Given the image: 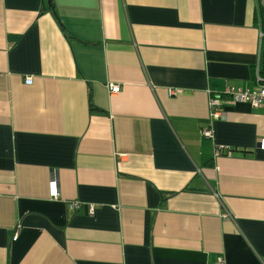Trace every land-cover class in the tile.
<instances>
[{
    "label": "crops",
    "instance_id": "1",
    "mask_svg": "<svg viewBox=\"0 0 264 264\" xmlns=\"http://www.w3.org/2000/svg\"><path fill=\"white\" fill-rule=\"evenodd\" d=\"M51 1L0 0V264H264V104L210 106L258 0Z\"/></svg>",
    "mask_w": 264,
    "mask_h": 264
},
{
    "label": "built area",
    "instance_id": "2",
    "mask_svg": "<svg viewBox=\"0 0 264 264\" xmlns=\"http://www.w3.org/2000/svg\"><path fill=\"white\" fill-rule=\"evenodd\" d=\"M259 7H260V14H261V28H260V43H259V70H261V73L264 72V0H258ZM260 78V77H259ZM264 82V78H260ZM33 83L32 79H27L26 84L31 85ZM112 94H117L120 92L119 87H111ZM178 92L172 91L170 94L172 96H176ZM226 94L229 97V100L225 103H222L219 98H214L211 100V111L213 118L219 119L224 117L223 108L227 105L234 104V103H252L254 105H261L264 104V89L260 93V95L252 96L247 92L243 91H236L234 88H227ZM231 98V100H230ZM203 135L206 138H211L213 136L212 130L207 129L203 131ZM262 145H264V140L262 141ZM51 199H59L60 194L57 190V188L54 186V189L50 193ZM80 208V204L77 202L71 203L70 209L76 210ZM94 207L89 206V213L92 215L94 214ZM17 236H15L16 238ZM17 240V239H14ZM222 264V263H221Z\"/></svg>",
    "mask_w": 264,
    "mask_h": 264
},
{
    "label": "water",
    "instance_id": "3",
    "mask_svg": "<svg viewBox=\"0 0 264 264\" xmlns=\"http://www.w3.org/2000/svg\"><path fill=\"white\" fill-rule=\"evenodd\" d=\"M48 5H49L50 8L53 7V5H52V1H51V0H49Z\"/></svg>",
    "mask_w": 264,
    "mask_h": 264
}]
</instances>
